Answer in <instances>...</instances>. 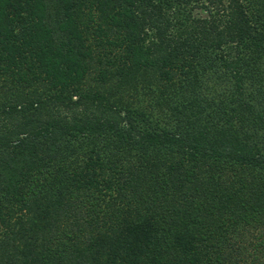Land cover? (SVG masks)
<instances>
[{
	"label": "trees",
	"instance_id": "1",
	"mask_svg": "<svg viewBox=\"0 0 264 264\" xmlns=\"http://www.w3.org/2000/svg\"><path fill=\"white\" fill-rule=\"evenodd\" d=\"M0 264H264V0H0Z\"/></svg>",
	"mask_w": 264,
	"mask_h": 264
}]
</instances>
